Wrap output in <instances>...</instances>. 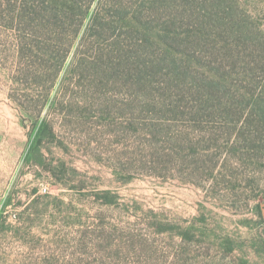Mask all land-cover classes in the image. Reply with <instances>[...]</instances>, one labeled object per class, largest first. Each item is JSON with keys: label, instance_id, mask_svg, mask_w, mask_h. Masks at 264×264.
<instances>
[{"label": "rangeland", "instance_id": "obj_1", "mask_svg": "<svg viewBox=\"0 0 264 264\" xmlns=\"http://www.w3.org/2000/svg\"><path fill=\"white\" fill-rule=\"evenodd\" d=\"M218 1L217 8L237 2L264 39V0ZM177 4L164 0L154 11L176 16L185 31L193 19ZM115 21L119 40L83 44L58 72L48 68L53 59L18 53L0 29V264H264V148L251 147L264 145L260 117L198 123L170 111L159 94L191 79L164 71L153 88L139 89L124 64L146 34L153 41L145 56L170 60L173 46L194 47L181 36L169 48L155 31ZM256 43L239 49L250 54ZM222 45L204 34L195 46L212 75L232 69V47ZM234 78L225 95L236 106L241 88L261 90ZM43 121L48 128L34 149Z\"/></svg>", "mask_w": 264, "mask_h": 264}, {"label": "trees", "instance_id": "obj_2", "mask_svg": "<svg viewBox=\"0 0 264 264\" xmlns=\"http://www.w3.org/2000/svg\"><path fill=\"white\" fill-rule=\"evenodd\" d=\"M96 1L0 0V29L13 35L18 53L27 52L32 56L53 59L48 61V68L54 69L55 72L59 71L71 54L80 53L83 44L86 46L99 39H105V43L107 40H119L122 33L121 30L118 31L115 20L128 24L129 28L137 29H131L132 32L139 33L141 28L143 35L144 31H155L157 38L169 48L172 41L185 36L187 45L191 44L194 49L185 53L179 47L173 46V52L176 54L171 53L169 60V55L155 52L145 56L143 52L147 49L146 43L153 41L151 36L146 34V39L141 40L142 49H137L134 59L124 64L128 79L134 80L139 89H149L153 88L151 79L159 73L179 71L176 80H181L180 76H184L191 81L184 79L183 84L171 83L167 87L168 91L164 90L165 93L158 96L169 100L167 108L170 111L189 115L198 123H213L221 121L222 118L229 120L231 113L236 114L237 124L243 120L250 123L256 120L255 117H260V128L264 130V70L261 74L256 73L258 69L264 68V39L255 36L249 16L238 14L237 2L217 8L215 5L218 0H171L176 6L179 5L177 2L183 1L180 7L181 16L193 19L190 28L181 31L178 27L180 24H176V16L169 21L156 17L158 12L154 9L159 11L164 0H98L93 11ZM204 3H210V10ZM91 13L92 16L85 27V21ZM240 17L241 21H237ZM204 34L207 40L213 43L221 42L223 48L232 47V50L227 52L229 59H233L231 70H227L228 66L224 65L217 69L215 75L210 74L211 61L201 50L195 48L196 44L203 40ZM80 37L78 45H75ZM254 40L257 43L249 49L250 54L243 55L240 49L249 47ZM139 41L137 40L138 43ZM197 53L200 56H197ZM179 55L188 59L182 61L178 58ZM132 66L136 71L131 72ZM238 68L243 69V75L238 74ZM233 77L235 83L239 80L238 77H243L242 81L246 84H262L261 90L257 93L256 86L255 91L246 94L241 88V92H238L241 95V104L236 106L229 102L235 96L227 98L225 95L226 91L230 90L229 82ZM22 107L36 123L39 121L40 114H33L29 108ZM47 128V121H43L36 134L34 149L40 147ZM258 131L260 132V129ZM251 147L264 148V145L252 144Z\"/></svg>", "mask_w": 264, "mask_h": 264}, {"label": "built area", "instance_id": "obj_3", "mask_svg": "<svg viewBox=\"0 0 264 264\" xmlns=\"http://www.w3.org/2000/svg\"><path fill=\"white\" fill-rule=\"evenodd\" d=\"M43 191H44V192L47 191V187H46V186L43 187Z\"/></svg>", "mask_w": 264, "mask_h": 264}]
</instances>
